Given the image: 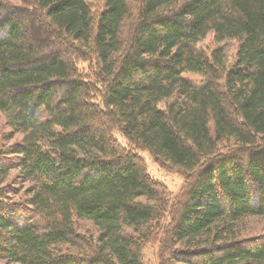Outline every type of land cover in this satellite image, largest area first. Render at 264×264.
Masks as SVG:
<instances>
[{
	"label": "trees",
	"instance_id": "trees-1",
	"mask_svg": "<svg viewBox=\"0 0 264 264\" xmlns=\"http://www.w3.org/2000/svg\"><path fill=\"white\" fill-rule=\"evenodd\" d=\"M0 114V261L264 264V0H0Z\"/></svg>",
	"mask_w": 264,
	"mask_h": 264
},
{
	"label": "rangeland",
	"instance_id": "rangeland-1",
	"mask_svg": "<svg viewBox=\"0 0 264 264\" xmlns=\"http://www.w3.org/2000/svg\"><path fill=\"white\" fill-rule=\"evenodd\" d=\"M10 3H18V0H9ZM101 2V1H100ZM99 5V4H98ZM97 5V6H98ZM41 35L44 33L41 31ZM198 47L205 51L207 55H209L214 49L222 48V53L224 56V60L226 63H231L235 56V51L237 47V43L234 41H224L218 43L214 40L213 35L209 34L203 41L198 44ZM11 133L10 127L7 125V121L3 115L0 114V147L5 143L10 145L12 143H18L22 140L23 135L21 133H17L14 137L9 140V136ZM117 139L123 145H125V140L117 134ZM137 154L143 159L148 174L156 181L162 183L166 186V188L171 193L172 198L177 196L183 186L184 179L178 173L173 170H168L158 166V164L154 163L150 154L146 151H137ZM78 232L86 237L92 236L95 237L97 234L96 228L88 221L79 220L77 222ZM264 235V219L263 218H247L241 223V232L240 238H253L256 236ZM158 240H163V237L156 236V241H153L149 244L143 254L144 263L145 264H176L174 262H169L164 257V245L160 243ZM0 264H17V263H6L0 261Z\"/></svg>",
	"mask_w": 264,
	"mask_h": 264
}]
</instances>
